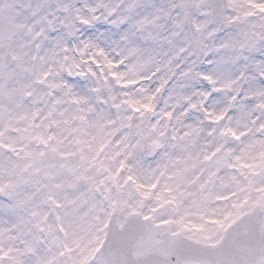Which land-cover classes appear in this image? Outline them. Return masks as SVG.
<instances>
[{
	"label": "snow or ice",
	"instance_id": "snow-or-ice-1",
	"mask_svg": "<svg viewBox=\"0 0 264 264\" xmlns=\"http://www.w3.org/2000/svg\"><path fill=\"white\" fill-rule=\"evenodd\" d=\"M0 264H264V0H0Z\"/></svg>",
	"mask_w": 264,
	"mask_h": 264
}]
</instances>
